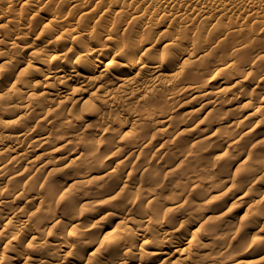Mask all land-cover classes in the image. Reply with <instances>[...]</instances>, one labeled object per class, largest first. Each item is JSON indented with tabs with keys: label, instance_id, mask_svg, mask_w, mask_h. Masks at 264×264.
<instances>
[{
	"label": "bare ground",
	"instance_id": "1",
	"mask_svg": "<svg viewBox=\"0 0 264 264\" xmlns=\"http://www.w3.org/2000/svg\"><path fill=\"white\" fill-rule=\"evenodd\" d=\"M199 22H204L208 26L220 25V32L215 35L216 37L207 40L204 35L206 27H199ZM131 24H134L136 33L132 38L137 37L136 39H130L129 36L126 39V30ZM0 28V60L16 66L20 57L14 53L22 48L31 50L32 60L24 63L28 68H24V71H37L42 79V87L36 89V93L30 94L26 87L21 85V88H18L14 83L0 92V98L6 100V108L18 114L9 116L0 126V145L3 148L0 154L5 157L11 156V164L19 165L25 162L35 165L42 162L40 160L45 154H36L35 151L39 146L48 144L50 133L30 131L23 124L26 112H31L37 107H53L57 111L66 107L75 108L79 103L80 107H92L93 101L101 102L103 108L95 109L94 112L99 122H103L105 118L107 120L109 113H119L118 130H121L125 121H130L128 130L120 132L134 131L138 143L130 147L133 152L147 149L146 136L143 137L147 132L155 131L161 135L167 132L162 126L164 119L167 118L166 113L162 116L159 113H147L144 120L140 118L145 114L144 110L135 112L128 110L129 104L147 100L150 94L161 87L175 86L179 87L181 92H189L195 104L189 107L191 109L187 114L207 105L211 107L221 105L249 110L244 115L232 117L231 121L235 124L249 122L254 116H264V96L248 97L239 96L228 90L216 91L209 84L224 80L225 76L213 71L207 62L193 65L191 61L194 56L208 59L211 47H218L219 43H223L217 40L226 41L228 37H235L228 41L229 49H240L244 52V58L248 57L250 51L255 49L259 32H264V0H0ZM143 32H146V35ZM196 33L199 36L197 43L191 40ZM160 38H163L164 42L162 48H170L172 51L162 52V58L158 61L153 54L157 51V42ZM15 39L26 41H22L20 46L14 42ZM214 41L217 42L212 46ZM7 45L9 52L1 49ZM254 57L263 58L264 51L257 52ZM223 67L226 69L223 73L227 77H232L231 71L235 68V63L228 60L223 63ZM165 69L171 72L167 73ZM247 69L250 73L253 72L252 67ZM143 75L146 77L143 78ZM207 75L209 76L206 83H201ZM232 81L233 87L248 84L241 76L234 77ZM260 81L264 83V74ZM177 92L167 93L164 99L167 102L172 101ZM10 96L33 98L30 102L18 105L17 102L11 104L8 99ZM224 97H227L228 102L222 105L225 102L222 101ZM255 102H262L263 105H255ZM6 108L0 106V113L5 112ZM19 108H24V111L21 113L18 111ZM51 118L52 116L44 115L38 121L50 122ZM64 124L66 128H63L65 136L63 143L50 152L57 153L61 149H67L57 160L68 161L67 164L74 166H86L85 172L76 169L72 172L73 176L87 177L83 178L84 183L100 182L105 177L118 176L117 167L106 171L99 166L90 170L88 166L91 157L80 159L76 156L81 152V148L74 143L77 135L75 133L77 129L74 128L96 130L95 126L99 123L88 121L83 124L80 119L67 116ZM221 125L218 123L217 126ZM258 125V122L252 123V129L248 128L244 134L251 136ZM144 128L148 131H141ZM106 132L107 128H104L102 133ZM224 140L227 144L230 141V144L235 143V140L229 137H225ZM158 151L162 153L163 147L158 148ZM210 160L213 159L211 153H208L203 161ZM44 165L40 167L36 165V171L41 170ZM149 167L153 168L151 164ZM8 171L9 165L1 163L0 178L6 176ZM50 171L53 172L52 169ZM148 171L145 169L143 173L148 174ZM150 174L147 175L148 185L145 183L146 187L140 189V196L125 200L118 197L120 194L113 193L103 199L106 212L102 213L100 218L104 219V226H113L115 230L114 233L113 229L104 233L106 236L113 233L110 241L108 239L104 243L106 247L104 250L101 247L102 240L85 241L90 229L82 224V220L86 217L93 218L94 213L91 210L65 223L63 229L77 230H73L75 242L70 243L66 241L67 238L65 241L61 239L59 235L62 232L49 233L58 227L61 218L57 215L58 212L39 210L38 213L43 214L42 217L48 216L52 220V225L35 231L32 229L31 216L26 218L15 217V214L5 215L3 209L11 206L15 197L0 196V231L7 230L10 234L0 254V264L18 259L27 260L21 255L18 245L26 240L33 241L35 238H41L43 242L52 239L53 243L38 257L29 259L33 264H100L99 257L102 254L108 257L104 264H134L129 258L122 259L119 254L130 256L134 250L143 248H146L148 253L141 264H190L196 259L195 255L185 254L183 247L191 245L194 240L192 237L202 230L203 244L200 247H210L212 251L217 247L226 248L214 258L218 262L264 264V207H260L254 216L263 220V230L260 231L263 236L255 244L241 251L238 245L229 243V238L237 233V227L222 215L226 214V211L211 219L205 214L207 206L201 210V206L206 204V201H203L206 196H202L205 184L194 179L179 184L180 194L176 196V200L178 198L176 208L183 207L181 211L179 210L183 218L174 222L175 211L173 207L168 206L164 196L156 193L154 188L156 177ZM132 176L133 174L126 176L127 180L123 187L133 184L130 179ZM203 179L204 183H209L210 186L216 181V176L212 171ZM115 180L118 181V177ZM227 182V179L223 180V183ZM216 188V195L213 197L223 203L226 198L222 196L220 190L218 191L220 187ZM251 190L242 193L241 203H247ZM67 198L72 196L69 190H64L59 202ZM35 199L37 197L32 196V200ZM33 218L37 225L39 218L37 219L36 215ZM241 220L245 222L243 226L248 222L243 216ZM231 249L239 253L230 255ZM251 257L252 260L247 261Z\"/></svg>",
	"mask_w": 264,
	"mask_h": 264
},
{
	"label": "rangeland",
	"instance_id": "2",
	"mask_svg": "<svg viewBox=\"0 0 264 264\" xmlns=\"http://www.w3.org/2000/svg\"><path fill=\"white\" fill-rule=\"evenodd\" d=\"M198 26L206 27L204 35H206L207 40H211L221 29L220 25L208 26L204 22H199ZM134 31V24H131L126 30V39L128 36L130 39H136L137 37L132 38L136 34ZM143 33L146 35V32ZM234 38L228 37L226 41L217 40L223 43H219L218 47H211L208 53V59L194 56L191 60L192 64L207 62L211 65L213 71L225 76L224 80L209 84L216 91L228 90L233 91L239 96L263 97L264 83L260 81V78L264 74V57L256 59L254 55L257 52L264 51V32H259V36L256 37L255 41V49H252L250 55L246 58H244V52L240 49H229L230 43L228 41ZM198 39L199 36L197 33L191 38L195 43L198 42ZM162 40L163 38L158 40L157 51L153 54L158 61L162 58V52L172 51L170 48H162L164 43ZM22 41L26 40H14L20 46L22 45ZM217 41H214L212 46ZM227 43L229 46H227ZM8 47L9 45L1 49L9 52L10 50L7 51ZM30 53L31 50H24L23 48L19 49L17 53H14V55L19 54V62H22L20 64L18 62L16 66L3 63L4 60H0V92L11 83H14L18 88H21V85L26 87V90L30 94L31 92L36 93V89H41L42 79L38 75V72H31L30 70H26L27 72L24 71V68L28 69L25 64L31 59ZM228 60L235 63V68L231 71L232 77H227L223 73L226 70L223 67V63ZM248 67L253 68L252 73L248 71ZM21 72L24 73L22 74ZM165 72L170 73L171 71L165 69ZM208 76L201 83H206ZM237 76L244 77L248 84L243 87H233L232 79ZM145 77L146 75H143V78ZM175 92L177 93L172 101L167 102L164 99L167 93ZM32 98L29 96L24 98L8 97L9 101L12 102L11 104L17 102L18 105L30 102ZM226 98L224 97V100H222L225 101L222 105L227 104L228 101ZM5 102L6 100L0 98V106L6 108ZM100 103L93 101L91 104L92 107H80L78 106L79 103L75 108L69 109L70 107H66L57 111L53 107L43 106L42 108L37 107L31 112H26L27 115L23 122L24 127L30 131L48 132L50 133V139L47 145L39 146V149L35 151L36 154H45L40 160L42 162L39 164H25V162H21L19 165L11 164V156L5 157L0 154V164L6 163V165H9L7 175L0 178V196L15 197L12 205L3 209L5 215L15 214V217L25 216L26 218L31 216L33 222L32 229L37 230L43 229L44 227L48 228L52 225V220L48 216L42 217L43 214H39V210L40 212L42 209L45 212L56 211L58 212L57 215H60L61 218L57 224L58 227L49 233L62 232L59 235L61 239L65 241L67 238L66 241L71 243L75 242V231L73 230L76 229L72 228L70 231H67L69 228L63 229L66 225L65 223H68L73 217L82 216L85 212L91 210L94 213L93 218L86 217L82 220V224L90 229L87 235L88 238L85 241L95 240V242H98L102 240L103 244L101 247L105 249L104 243L108 239L110 241V237L115 230L113 226H104V219L100 218V215L106 212L103 199L111 196L113 193L120 194L118 197L125 200L140 196V189L146 187V184L148 185L147 175H151L150 173H152L156 177L154 181L156 184L154 186L156 193L159 196H164L168 206L173 207L172 209L175 211L173 215L174 222L183 218L180 215L183 207L179 206L176 208L178 205V198L176 200V196H178V193L180 194L179 184L194 179L206 186L202 194V196H206V200H203L206 201V204L201 206V210L207 206L205 207L207 209H205L206 216L214 219L226 211V214L223 213L222 215H225L224 217L233 226L237 227V233L229 238V243L238 245L241 251H243L248 246L255 244L263 236L260 233L263 230V220L254 216L260 207H264V116H254L249 120L250 123L248 121H242L239 124H235L231 121V118L244 115L249 110L247 111V108L242 110L240 108L223 107L221 105L214 107L207 105L200 107L191 114H187V111L191 109L189 107L195 104L189 92H181L179 87L175 86L161 87L155 93L150 94L147 100H139L129 104L128 110L131 112L141 109L144 110L145 114L143 117H140L144 120L147 113H159L161 116L166 113L167 118L164 119L162 126L166 128L167 132L165 135H161L155 131L147 132L143 136H146L147 149L141 152H133V149L131 150L130 147L138 143V139L134 136V131L132 133H124L128 130L130 121H125V125L121 130H118L120 123L118 122L120 119L119 113H109L107 120L105 118L102 120L103 122H99V120H96L94 112L96 111L95 109L103 108L102 103ZM255 103L258 106L263 105L262 102ZM18 111L22 113L24 108H19ZM14 115H18L17 112L6 108L5 112L0 113V126L3 125V121L6 118ZM44 115L52 116L50 122L38 121ZM67 116H74L80 119L83 124L88 121L91 123L96 122V124L99 123L95 126L97 128L96 130H87L83 127L74 128V130L77 129V132L75 131L77 135L74 143L77 147L81 148V152L76 156H79L80 159L91 157L90 165L88 166L90 170L97 169L99 166L106 171L117 167V171L119 172L118 176H108L100 182L92 181L90 183H84L83 178L87 177H75L72 175V172L76 169L85 172L87 170L86 166H74L67 164L69 163L68 161L57 160L61 156V153L65 154L67 149H61L57 153L50 152V150L53 151L54 147L63 143L65 137L63 135V128H66L64 122ZM254 122H258L259 125L251 133V136L244 134L248 128L252 129V123ZM218 123L222 124L221 127L217 126ZM104 128H107L106 133H102ZM141 131L146 132L148 130L144 128ZM225 137L235 140V143L230 144V141L227 144L224 140ZM1 147L2 145H0V150L3 149ZM160 147L164 149L162 153L158 151ZM208 153H211L213 160L204 162L203 158ZM42 164H45L44 167L36 171V165L40 167ZM149 164L153 168H150ZM25 167L26 169L29 167V169L26 171ZM50 169L53 172H49ZM145 169L149 170L148 174L143 173ZM256 169L259 170L256 171ZM212 171L216 176V181L209 186V183H204L203 178ZM22 173L25 174L22 175ZM128 173L133 174L132 178L129 177L133 181V184H127V186L123 187L125 180H127L126 176L130 175ZM114 177H118V181ZM224 179L228 181L226 184L223 183ZM216 187H220L218 191L220 190L219 192L226 198L223 203L216 201L213 197L216 195ZM249 189H252V193L250 192L248 194L249 200L243 204L240 202L241 195ZM64 190H69L72 198L63 199L62 202H59V198L63 196ZM32 196H36L37 199L32 200ZM35 215L40 220L37 225L33 218ZM39 215L41 216L39 217ZM241 216L248 219L245 226H243L245 222L241 220ZM203 229L205 228L203 227ZM111 230L113 231L112 234L108 236L104 235V233ZM203 232L202 230L201 233L192 237L194 240L191 245L183 247L185 254L195 255L194 257L196 259L190 264H223L214 258L226 248L217 247L212 251L210 247H200L203 244L201 239ZM9 235L7 230L0 231V254L3 252ZM68 238L71 240L69 241ZM52 243V239L46 242H43L41 238H35L33 241L26 240L19 244L18 248L21 255L27 258V260L18 259L13 260L11 263L4 262L3 264H33L29 259L38 257L44 249L50 248L49 246ZM147 253V249L143 248L141 250H134L130 256L124 253L119 254V256L123 257L122 259L129 258L134 264H141L142 260L147 258ZM237 253L239 252L234 249L230 251V255ZM207 255L209 257H206ZM99 258L100 264L106 263L108 259L103 254ZM249 260H252V257L247 259V261Z\"/></svg>",
	"mask_w": 264,
	"mask_h": 264
}]
</instances>
